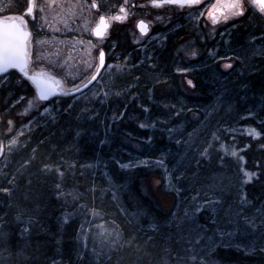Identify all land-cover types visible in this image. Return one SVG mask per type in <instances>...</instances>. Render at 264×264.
<instances>
[{
	"label": "trees",
	"instance_id": "16d2710c",
	"mask_svg": "<svg viewBox=\"0 0 264 264\" xmlns=\"http://www.w3.org/2000/svg\"><path fill=\"white\" fill-rule=\"evenodd\" d=\"M251 38L262 39L264 42V22L260 18L256 19V22L248 20L242 22L236 28L231 42L243 44ZM195 45L202 48L200 43ZM179 46V42L171 41L167 43L165 49L157 53H147L148 51L142 50L136 58H133L132 53L128 55V49L125 48L122 56L123 59L127 57L125 59L127 62L123 64L126 67L121 71H124L126 76L125 82L121 83L126 86L129 81H134L133 75L139 76L140 80L135 81V85L130 90L126 89L119 96L114 93L121 91V88L111 86L109 83L110 93L106 101L93 102L100 109L97 110L99 115L95 117L91 128L84 130L87 122L76 118L80 108L86 104L84 98L73 100L74 96H63L58 97L61 99V105L55 116L43 118L37 128L26 136L28 141L22 152L30 158V163L20 168L23 176L19 181V188L13 194V200L27 209H32L35 207V193L38 190L41 193L39 212L33 217L38 223L34 230L30 229L29 235L24 240L18 241L17 237L13 236L11 243L14 246L17 243L20 244L22 255L14 256L7 264H78L76 250L84 244L88 245L89 250L95 246L97 250L109 253L110 241L115 236L112 231L115 225H119L122 233L120 243L125 246L119 251L112 250L109 264H116L121 257L123 259L120 260V264L160 263L163 253L160 247L162 241L159 237L149 240L148 237L152 235V232L141 231L140 228L147 229L146 220L149 217L166 218L175 206L178 194L166 189V176L161 169L153 170L142 166L122 169L117 162L131 161L134 154L153 156L157 148L153 143L159 145L165 143L162 133H157L154 139L148 140L149 129L146 126H140L143 124V116H151V118L161 116L158 108L164 103L176 100L177 97L180 98L182 94L186 95L192 104L188 108L189 114L197 110L193 107L194 104L205 106L214 100L215 80L212 76L211 79L208 75L206 76V69L195 67L189 70L186 64L183 75L176 72V60L179 58L175 55L178 53ZM231 50L229 54L234 56L235 50ZM220 51L227 50L221 48ZM200 59L213 62L217 70L220 66L224 72H231L230 80H235L236 86H246L242 92L244 97L248 98L246 100L249 103L248 106L260 107L258 110L255 108L254 116H247L244 113L246 111L244 106L239 105L241 107L234 110L232 116L237 118L241 125L258 124L262 128L261 138L251 140L249 137L240 136V139L242 143H250L242 151L246 159V168H255L259 174L258 179L254 178L244 185L245 189L255 194H264V123H262L264 122V104L261 103L264 100V52L257 53L254 59L247 63L243 74L232 75L237 67L234 59H206L203 53ZM152 63L155 65L153 69V72H156L155 77L146 74V67L152 69ZM132 64H136L137 68H132L131 74H127ZM225 64H231L232 67L225 68ZM179 77H182L183 87L178 82ZM188 81H191V84ZM18 95L19 93H16L13 98ZM69 105L72 107L69 108ZM110 114H115L118 118L113 120ZM79 156L89 160L102 156L109 162L95 174H82L81 169L77 168L74 178H72V169L65 167L62 186L68 188L72 181L78 182L80 187L78 190L81 194L78 202L88 209L87 212L73 215L65 221L64 213L70 212L71 208L66 206L65 198L58 197L54 187L60 181L56 165L62 157L78 159ZM210 160L211 163L214 162V158ZM203 163L205 162L202 160L201 164ZM45 165L48 167L45 168ZM234 171L236 172L235 169ZM207 173V171L198 172L196 177H192L195 185L201 183ZM107 178L113 180L119 191L117 188H108ZM28 179L32 181L31 189L27 185ZM153 180L158 181L156 188L152 185ZM184 180H181L182 183ZM80 181H84L85 186ZM93 187L95 192L89 191ZM101 188L105 189L103 193ZM25 193H29L31 197L27 201ZM113 193L119 196V201L113 199ZM159 195L161 199L172 197V204L168 209L162 206ZM1 200L7 203L3 194H0V208H4L9 215H13L14 208L7 209L6 203L3 204ZM67 201L73 203L71 196H67ZM137 205L142 206L143 211L149 214L141 216L138 221L133 220L131 216L137 211ZM121 208H126L128 214L123 213ZM93 209L98 213L97 215L91 214ZM206 213L203 212L200 215L202 221L208 220L209 216H206ZM86 221H91V224ZM81 225L84 226L85 232L81 231ZM132 236L135 238L129 247L126 241ZM212 255L216 259H225L235 264H264V257L247 254L237 248L217 247Z\"/></svg>",
	"mask_w": 264,
	"mask_h": 264
},
{
	"label": "rangeland",
	"instance_id": "374dc122",
	"mask_svg": "<svg viewBox=\"0 0 264 264\" xmlns=\"http://www.w3.org/2000/svg\"><path fill=\"white\" fill-rule=\"evenodd\" d=\"M132 1L133 0H128L130 7ZM104 2L105 0H101V8H103ZM90 4L91 2L86 0H57L56 4L51 8L46 6L50 16L53 17L55 13V19L59 22H57L59 28L57 26L56 28H58L59 31L57 35H55V38H50L54 43H40L44 51L42 53L43 59L45 64L51 67L56 75H62L61 77L69 80V82L74 78L84 77V74L90 71L97 62V46L100 44L93 41L88 36H92V25L96 22L99 12L89 9L88 6ZM61 13H64L63 18L65 17V19L59 18ZM127 29H129L128 43L132 45L139 44L140 38L134 36L131 28L128 27ZM208 30L211 32L210 28ZM220 32L221 36L218 42L235 50L233 57H221L223 59H234V62H237V67L232 75L241 72L244 73L245 67H241V61H243L246 66L248 62L254 59L257 53L261 51L264 52V42L261 40L251 38L243 44L237 42L232 44L231 37L224 38L222 36L225 34L226 29L223 31L222 28H220ZM43 41H45V39ZM187 43L180 45L177 51L178 53L175 55L179 58L176 60V72L180 74L185 73L184 68L186 64H188L189 70L195 67L206 69V76L208 75L209 79H211L212 76L215 80V90L213 91L214 100L207 103L205 106H196L198 104H194L193 107L197 110L189 114L188 108L192 104L187 96L182 94L180 98L177 97L176 100L164 103V105L158 108L161 116H155L154 118H151V116H143V125L150 131L148 140L154 139L157 133H162L165 143L162 145L155 142L153 143V145L157 147L155 148L156 152L153 156L149 157L143 156L142 154H134L131 161L119 163L127 164L131 162L134 166L130 168L142 166L153 170L161 169L166 176V189L169 191L173 190L178 194V199L171 212H181L183 208L193 203V197L200 198L205 195H211V192H206L205 190L204 185L206 184L220 183L222 181L223 184L227 185L229 181H231L232 184L238 185V182L244 179L240 169L258 172L255 168H246V159L242 151L248 147L250 143H242L240 136L249 137L251 140H256L263 136L262 128L258 124L241 125L237 118L232 116L234 110H238L241 106H244L246 109L244 113L247 116H250V112L255 115L256 110L260 108L258 106H248L249 103L246 102L248 98H245L242 92V89H244V87L246 88V86H236L235 80H230L232 79L231 72H224L220 66L217 65L218 71L217 68L214 67L215 65H213V62L200 59V55L202 53L204 55V48L208 46V44L202 45V48H200L192 41L189 42L190 44ZM193 52H195V55L192 54ZM237 57H239V59H237ZM126 62L127 60H124L122 64ZM117 65L119 64L114 62L110 64L104 72L105 77L99 80L95 87L89 91L75 95L76 97L74 96L73 100L82 97L86 103L80 108V112L76 117L79 121L85 120L87 122V125L84 126V130L91 128V124L95 117L99 115L97 110L100 108L93 102L102 101V103H104L107 99L106 97L109 95L105 96L104 93H110L109 86H106V83H110V74L121 72V69H117ZM152 65L154 64L152 63L151 67ZM153 69V67L152 69L146 67V74L155 77L154 73L156 72H153ZM73 72H75V76L69 75ZM125 76L126 74L123 76L122 80L124 82ZM17 78L18 77H11V83L5 82V84L0 87V170L8 173L15 172L17 169L20 170L21 166L25 165V161L30 159L22 152L28 141L26 136L37 128L38 123L43 118L55 116V113L59 110L61 105V99L59 98H54L51 101L36 99L34 96L35 92L27 88L23 90L22 84L20 81L18 82ZM134 82L135 80L132 82L129 81L126 85L131 84L133 87V85H135ZM178 82L181 83L183 87L182 77L178 78ZM130 88L127 89L130 90ZM16 93H19V95L13 98ZM29 101H31V104H29ZM261 103L263 105L264 100H262ZM45 107L48 109L46 112L44 111ZM255 108L257 109L255 110ZM110 117L113 120L118 118L115 114H110ZM8 121H11V124H9ZM259 121H262V119H259ZM225 128L231 129L232 131H225ZM252 129L261 131L262 135L260 137H254ZM213 132H216L217 135L221 137L220 141L213 142L214 149H210L212 153L211 158H214V162L211 163V160L201 159V161L203 160L205 163H203L204 165L201 164L200 168H197L193 161V157L196 156L197 153L192 149L205 147L206 143L212 140L211 134ZM178 140L180 143H177ZM13 141H15V143H13ZM189 143L192 146L191 148L189 147ZM233 151L237 153V156L233 157L231 155ZM220 157L223 158L222 161L219 159ZM240 157H243V160H240ZM161 159L164 161L163 164L159 163ZM181 160L185 162V165H188L189 162H191V164L184 168V176L177 180L175 178V174L178 171L177 162ZM108 162L109 161L102 156L94 157L90 160L80 156L78 159L62 157L56 165L59 173L58 179L61 180L60 173H64L65 167L72 169V178H74L77 168L81 169L82 174H95L99 169L105 167ZM8 169L9 171H13L9 172ZM203 171H207V175L203 177L201 183L195 185V181L192 179V177H194L193 173H203ZM182 179H185L184 183H182ZM2 180L3 177L0 176V181ZM80 183H83L85 186L84 181H80ZM152 185L156 188L158 186V181L153 180ZM61 187L66 194L73 192V190L80 192L78 190L80 189L79 183L76 181H72L68 188H64L62 185ZM243 190L254 204L264 206V194L249 192L245 189L244 185ZM217 194L219 195L220 193L217 192ZM223 195L226 200L225 207L229 204L234 206L236 197L235 188L231 191H226ZM171 199L172 197L161 199L162 206L168 209L172 204ZM1 202L3 204L6 203H4L3 200H1ZM205 212H207L205 214L206 216L213 214L211 210ZM199 222L206 223L207 220L202 221L199 216ZM241 240L247 244L259 243L258 241H253L250 237L246 238L244 234H238L234 239V243ZM246 253L255 255V253L251 252ZM256 255L264 257L259 254ZM165 258L163 252L160 263L158 264H164ZM211 259L214 261V264H235L225 259H216L213 255H211Z\"/></svg>",
	"mask_w": 264,
	"mask_h": 264
},
{
	"label": "snow or ice",
	"instance_id": "6c2138e0",
	"mask_svg": "<svg viewBox=\"0 0 264 264\" xmlns=\"http://www.w3.org/2000/svg\"><path fill=\"white\" fill-rule=\"evenodd\" d=\"M57 0H46V6L51 8L56 4ZM200 0H150V4L153 7H163L164 5H179L184 6H193L199 4ZM128 4V0H124V5L120 6V13L122 15H115L108 19L111 20H122L127 17V8L125 5ZM89 9H98L101 7V4L97 0H92L91 4L88 6ZM229 12L233 16H243L245 12H248L250 15L252 11H255L257 14L264 15V0H231L227 5ZM45 4H37V0H28V4L25 10V15H28L35 20L33 13L38 9L40 13L44 12ZM215 8V5L213 6ZM213 23H216L215 15L210 12ZM228 16L225 15L224 19H227ZM41 19H44L41 16ZM86 23V22H85ZM27 21L24 19V16L11 17L8 23H5L3 20H0V84L5 82L11 83V79L8 75H2L8 73L9 69H17L20 73L23 74V77H26L28 80L32 81L36 87L39 89V99H46L49 95L54 94L55 86L53 83L40 80L37 76L29 75V53H28V37L31 35L30 32L25 31V26ZM109 27L108 20L104 15L99 17V23L91 29L92 33L97 37H102L105 35L107 28ZM138 27L142 33H145L147 30L146 23L141 20L138 22ZM90 43V42H89ZM195 55V52L192 53ZM127 59V57H125ZM239 59V57H237ZM105 67V52L103 49L99 50L98 55V64L96 65L97 74L100 68ZM117 69H124L125 65H117ZM154 68L155 65H152ZM225 68H231V64H225ZM241 67H246L241 61ZM137 68L136 64H132L127 74H131V69ZM97 74L91 76V80L97 79ZM241 74H243L241 72ZM11 75H15L14 73ZM124 72H117L115 74H110L109 82L111 86L120 87L121 91L115 93V95H122L127 88L132 87L131 84L126 86L122 84ZM18 78V82H19ZM91 80L89 82H91ZM133 80L139 81L140 77L133 75ZM191 84V81H188ZM106 86H109L106 83ZM73 87H77L73 85ZM77 90L79 88L77 87ZM105 96L108 93H104ZM23 99V98H21ZM31 104V101H29ZM69 108L72 105L68 106ZM48 109L45 107L44 111ZM147 111V109H145ZM121 115H123L121 113ZM250 116L254 115L249 113ZM11 124V121H8ZM264 123V122H262ZM141 127L145 125L141 124ZM225 131H232L231 129L225 128ZM171 131V130H169ZM252 134L254 137H260L262 135L261 131H256L252 129ZM79 135V133H77ZM212 140L206 143V146L203 148H194L192 149L197 153L193 157V161L197 168H200L201 159L210 160L211 151L214 149V143L221 140V137L217 135L216 132L212 134ZM15 143V141H13ZM43 143V141H40ZM103 143V141L101 142ZM177 143H180L178 140ZM188 143V142H186ZM222 146V145H221ZM191 148V144L189 143ZM233 157L237 156V153L233 151L231 153ZM221 161L223 160L220 157ZM240 160H243V157H240ZM163 159L159 163L163 164ZM30 160L25 161V165L29 164ZM119 164V162H117ZM191 162L188 165H185L183 160L177 162L178 171L175 174V178L179 180L184 176V168L190 166ZM107 165H105L106 167ZM134 165L129 162L127 164H119V167L130 168ZM21 167H24L22 165ZM45 168L48 166L45 165ZM244 179L238 182V185L232 184L231 181L227 185L220 183L206 184L204 185L206 192H211V195H205L203 197L197 198L193 197V203L183 208L181 212H170V214L163 219H158L155 217H149L146 220L147 229L140 228L141 231H151L152 235H149V240H155L156 237H159L162 243L160 247L165 254L164 264H214V261L211 259V255L217 247L224 249H231L236 247L245 252H251L264 256V206H259L253 203L249 199L243 190V185L250 183L254 178L258 179L259 174L257 171H244L240 169ZM198 174L193 173V176L196 177ZM0 176L3 177V180L0 181V194H3V198L7 201L5 207L7 209L14 208V214L9 215L8 211L4 208H0V264H7L8 261L12 260L14 256L18 257L22 255V249L20 244L13 245L11 243L13 236L17 237V240H24L26 236L29 235L30 229H35L38 221L33 219L34 215L39 212L40 204V195L41 193L37 190L35 193V207L32 209L25 208L22 204L17 203L13 200V194L19 188V181L23 176V173L17 169L15 172L8 173L0 170ZM61 180L57 182L54 187L56 189L57 195L60 198H65L66 206L71 208L70 212L64 213L63 219L66 221L70 219L73 215H79L82 212H87L86 206L78 202L81 197L79 192L73 190V192L65 193L61 187L64 183L63 176L64 173H60ZM109 185V189L119 188L113 182L111 178H107L106 181ZM28 188L31 189L32 181L31 179L27 180ZM122 187V186H121ZM235 188L236 197L234 206L229 204L225 207L226 200L224 193L226 191H231ZM89 191L95 192V188L89 189ZM105 191L104 188H101V192ZM217 192L220 194L218 195ZM67 196H71L73 203H68ZM31 197L29 193H25V200H29ZM113 199L119 201V196L113 193ZM212 211V215L209 216L206 223L199 222V216L205 211ZM121 211L127 213L126 208H121ZM92 215H97L96 211L91 210ZM149 214L143 211L142 206L137 205V211L132 213L131 216L133 220H139L141 216H148ZM86 223L91 224V221H86ZM81 231L85 232L84 226L81 225ZM115 233L114 238L110 241L109 244V253H104L102 250H97L95 246L88 249V245L84 244L81 248L76 250V258L78 264H109L111 261V252L113 249L119 251L125 245L120 243L122 238V233L119 230V225H115L112 229ZM238 234H244V236L250 237L253 241H258V244H247L243 240L234 243V239ZM111 235V233H109ZM135 237L132 236L126 241L127 245L131 247V242ZM118 246V247H117ZM119 258L116 264H120ZM27 260V257H25Z\"/></svg>",
	"mask_w": 264,
	"mask_h": 264
},
{
	"label": "flooded vegetation",
	"instance_id": "af4514ba",
	"mask_svg": "<svg viewBox=\"0 0 264 264\" xmlns=\"http://www.w3.org/2000/svg\"><path fill=\"white\" fill-rule=\"evenodd\" d=\"M86 1L92 2V0ZM97 2L100 3L101 0H97ZM230 2L231 0H200L199 4L193 6L181 7L175 4H166L163 7H153L150 4V0H133L131 2V7L129 3L125 5L127 8V17L125 19L111 20L108 18L115 15H122V13H120V6L124 5V0H105L103 8L93 9L95 12L99 13L96 22L92 25V29L99 21L101 15L106 17L109 27L103 37H96L93 33L92 36H88L93 41L100 44L97 46L98 55L100 49L104 50L105 67H103L99 78L86 91L95 87L98 81L105 77L104 72L110 64L114 62L123 65L122 62L125 59H123L122 53L125 48L128 49V55L132 53L133 58H136L142 53V50L148 51L147 53H157V51L165 49L167 43L171 41L179 42L180 45L192 41L194 43H200L201 45L208 44V46L204 48L205 53L203 55L206 59L218 60L221 57H233V54H229L232 50L229 47H224L221 42H218L221 36L220 28H222L223 31L226 29L225 34L222 36L224 38L231 37L232 40L236 28H238L242 22L245 20L256 22L258 18L264 22V15L252 11L250 15L248 12H245L243 16H233L230 14L227 7ZM27 4L28 0H0V18L10 20L11 17L23 15L24 19L27 21L25 31L31 33L28 37L27 45L29 53V75L39 74L44 71L56 75L53 69L45 64L42 55L44 51L40 43H54L50 38H55V35H57L59 31V22L55 19V13L53 17L50 16L46 7V0H37V4H45V8L43 13H40L38 9L33 13L35 20L25 15ZM214 5L215 8H213ZM210 12L215 15L217 20L216 23H213L209 15ZM63 14L64 13L60 14V19L63 18ZM225 15L228 16L227 19H224ZM41 16H43L44 19H41ZM63 19H65V17ZM141 20L147 25L145 33H142L138 27V22ZM56 26L58 28H56ZM128 27L132 29L134 36L140 38L139 44L132 45L128 43ZM209 28L211 32H209ZM44 39L45 41H43ZM221 48L227 51L221 52ZM97 64L98 57L96 64H94L90 71L84 74V77L74 78L70 80V82L63 78L66 88H75L73 85L79 86L86 82L96 71ZM13 73L15 75H11ZM2 75H8L10 79L11 77L21 78L19 81L22 84L23 90L30 88L32 91H35L30 81L26 77H23V74L17 69H9L8 73ZM69 75L75 76L76 74L73 72ZM61 76L62 75H59V77ZM2 85L3 84H0V87Z\"/></svg>",
	"mask_w": 264,
	"mask_h": 264
},
{
	"label": "water",
	"instance_id": "95a60500",
	"mask_svg": "<svg viewBox=\"0 0 264 264\" xmlns=\"http://www.w3.org/2000/svg\"><path fill=\"white\" fill-rule=\"evenodd\" d=\"M0 20H3L5 23L9 22V20L6 19V18H0ZM97 23H99V21ZM95 26H96V24H95ZM102 70H103V68H100L99 71H98V74H97V69H96V71L93 73V74H97V79L99 78ZM33 75L37 76L42 81H47L49 83H53L54 86H55L54 94L49 95L46 99L41 100V99H39V89L36 87V85L32 81L29 80L30 83L35 88V95H34L35 98L38 99V100H41V101H49V100H52V99L58 98V97L75 96V95L81 94L84 91H86L90 86H92L95 83V81L97 80V79L96 80H91V76H92L91 75L90 78L88 80H86V82H84L83 84L77 86L79 88V90H77V87H75V88H66L63 78L59 77V76H56L54 74H51V73H48V72L44 71V72H40L39 74H33ZM30 76H32V75H30ZM90 80H91V82H89ZM0 121H1V118H0Z\"/></svg>",
	"mask_w": 264,
	"mask_h": 264
}]
</instances>
